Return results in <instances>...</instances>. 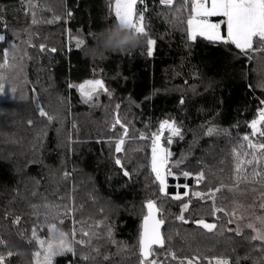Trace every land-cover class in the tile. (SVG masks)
I'll return each mask as SVG.
<instances>
[{
	"label": "trees",
	"instance_id": "obj_1",
	"mask_svg": "<svg viewBox=\"0 0 264 264\" xmlns=\"http://www.w3.org/2000/svg\"><path fill=\"white\" fill-rule=\"evenodd\" d=\"M113 3L0 0V9L8 13L0 64L9 65L0 68L6 87L0 93V241L5 242L0 244V254L5 255V264H34L32 253L39 246L32 239V229L41 239H51L45 219L63 205L77 209L58 223L69 240L73 227L76 240L82 238L81 227H91L97 238L87 247L73 242L75 254L57 256L54 264H137L138 233L149 199L161 209L158 218L164 219L165 245L155 249L163 264H180L192 256L199 257V264L217 256L226 257L230 264H264L262 242L250 239L255 235L252 229L237 235L238 224L225 214L233 210L235 198L239 201L237 194L244 184L264 185L249 181L240 183L236 192L228 191L236 176L233 149L246 144L242 138L251 133L247 124L264 108L260 103L264 52L250 53L249 59L233 45L203 38L188 41L186 23L175 18L173 9L180 7L176 0L173 8L160 0L144 4L138 0V11L147 7L148 37L156 40L153 55L146 54L148 37H141V45L133 50L100 55L93 51L91 33L115 23ZM188 9L185 18L190 4ZM11 11L15 17H10ZM71 37H82L85 44L77 47ZM53 48L56 51H50ZM88 79H102L111 95L101 92L95 104L84 102L69 84ZM117 104L119 117L128 127L121 153H115L114 143H109L123 131L119 125L112 130ZM40 109L52 119L41 116ZM164 119L175 120L182 134L173 137L171 145L164 141L173 153L171 160H182L172 168L179 178H168L167 196L159 192L150 170V140L138 138L142 133L150 135ZM210 128L216 130L211 135ZM253 140L264 142L261 137ZM117 156L123 168L115 164ZM246 168L250 173L251 166ZM185 171L191 173L189 178L182 175ZM201 172L205 179L197 184L195 176ZM222 185L226 187L215 194V201L192 195ZM186 191L183 199H172ZM185 203L188 210L181 213ZM214 207L225 211L214 212ZM181 214L187 223L177 218ZM16 217L19 224L14 223ZM199 220L217 227L209 232L196 223ZM199 233L209 236L208 243L200 240ZM54 235L62 239L60 232ZM168 252L178 259H171ZM86 254L94 259L84 260Z\"/></svg>",
	"mask_w": 264,
	"mask_h": 264
},
{
	"label": "snow or ice",
	"instance_id": "obj_2",
	"mask_svg": "<svg viewBox=\"0 0 264 264\" xmlns=\"http://www.w3.org/2000/svg\"><path fill=\"white\" fill-rule=\"evenodd\" d=\"M145 0H139V3L144 4ZM31 3V0H29ZM138 0H114V3L110 5L111 11L114 12L115 23L122 26H126L140 37H148V32L145 24V11L147 7L137 10ZM176 3L180 4V7L174 8L173 11L177 14L175 18L180 23H186V36L188 41L195 42L197 38H203L209 42H218L226 45H233L241 53H244L249 59H252L250 53L264 52V0H176ZM161 5H165L169 8H173L174 0H160ZM190 4V12L185 18L183 12L189 11L188 5ZM70 16L71 13H68ZM218 17L219 20L214 21L212 18ZM56 19H59L57 17ZM51 23L52 21H48ZM33 23H37L35 19V13H33ZM109 26H106L107 28ZM104 28V29H105ZM223 29V31H222ZM101 31V30H100ZM99 32V31H98ZM91 33V39H96V33ZM75 40L77 47H82L85 44V40L82 37H71ZM4 37L0 36V41H3ZM156 45V40L147 38V52L148 56L153 55V51ZM41 51H44V46L41 45ZM50 51H56V49H50ZM9 67L7 61L5 64H0V68ZM5 77L0 75V93L6 91L5 84L3 83ZM69 87H76L80 93L82 99L86 103L93 101L94 97H98L100 92L107 93L109 96L111 93L106 88L102 79H88L83 83L69 84ZM15 91V89H13ZM183 103V100L180 101ZM260 103L264 105V100ZM120 105H116L117 113L114 117L112 124V130L115 131L116 125H119L123 130L117 138L110 140L109 143H114L115 153H121L124 151V145L128 138V127L121 121L118 110ZM41 116H47L49 120L51 116L43 110H39ZM247 127L251 129L250 134L243 136V141L246 144L240 145V149H233V156L236 160L235 167V183L232 187H228V191L236 192L239 190L240 183L252 182L264 184V168L257 170V166L264 164V142H255L253 137L264 138V108H259L256 112L255 118H253ZM209 135L213 134L215 129H209ZM167 133V136H165ZM173 137L182 138L181 128L177 125L175 120L164 119L159 122L156 130L152 131L150 135L140 134L138 137L140 140H150L151 159L150 170L154 175V182L158 185V190L165 196L168 195V177L178 179L179 177L172 171V168H178L182 160L172 161L171 157L173 153L168 147L165 146L164 141L168 145L173 143ZM250 149L251 151H245L244 149ZM250 157V158H248ZM115 164L123 168L122 161L119 156L115 158ZM246 166H251V172L247 171ZM65 177L69 174L65 173ZM125 176H130L128 171H124ZM185 178H189L191 173L185 171L182 173ZM205 179L203 172L195 176L197 184ZM175 187L180 188L181 185L177 184ZM185 189L188 185H183ZM223 187H217L210 189L208 193L194 192L193 196L203 198L208 196L209 199L215 201V194L220 192ZM188 192H184L181 195L179 192L172 196V199L181 200L183 196H187ZM144 207L147 212L143 216L142 223L140 225V231L137 239V264H162L156 256V248H163L165 245V237L161 232V227L164 224L162 217L158 218V214L161 209L157 206L156 202L152 199L146 201ZM188 203L181 206V213L188 210ZM264 207V204L261 205ZM62 208V210H61ZM77 209L72 205L56 206L54 214L51 215V219L46 217L45 224L48 227L49 233L53 234L51 239H41L37 234V229H32V239L39 246L32 253V261L34 264H54L57 256L64 255L65 253L75 254L73 242L82 246H90L92 240L96 237L91 227L79 229L81 239L76 240L77 229L73 227L71 231L72 239L69 240V234L62 232L58 226L64 221L62 217L70 216ZM213 211H225L223 208H213ZM231 215L233 218L236 216V212L225 213ZM184 223L188 221L181 214L177 217ZM243 218V215H241ZM232 223L233 220L228 221ZM14 223L19 224L20 218L16 217ZM76 222L74 221V224ZM196 223L206 229L207 231H213L217 226L216 224L206 223L203 220L196 221ZM247 227L252 229L256 234L251 236V240L261 241V254L264 255V216L256 217L254 222L247 224ZM60 232L62 239H55V233ZM236 234L240 235V229H236ZM112 234L109 230L108 238L111 240ZM115 243L114 240L111 241ZM0 244H4L0 241ZM92 251H95L99 255V249L93 247ZM12 252L8 251L7 256H11ZM168 256L171 259H178L175 253L168 252ZM84 260L94 259L90 254H86L82 257ZM108 259V257H104ZM0 264H5V255L0 254ZM180 264H199V257L192 256L191 258H185L180 260ZM208 264H230L226 257H211L208 259Z\"/></svg>",
	"mask_w": 264,
	"mask_h": 264
},
{
	"label": "rangeland",
	"instance_id": "obj_3",
	"mask_svg": "<svg viewBox=\"0 0 264 264\" xmlns=\"http://www.w3.org/2000/svg\"><path fill=\"white\" fill-rule=\"evenodd\" d=\"M14 12L15 11L10 12V17H15ZM7 15L8 13H6L3 9H0V36H3L4 38L5 36L2 32V29L6 25ZM100 99L101 92L98 97L93 98V101L90 102V104H95ZM237 197L239 198V201L235 198L234 204H232L233 210H231V212H236V216L234 218L231 216V218L234 220V222H236V224H238L237 229L239 228L241 231L248 228L247 224L254 222L256 217L264 216V207H261V205L264 204V185L251 186L244 184V188L239 192V194H237ZM241 215H243V218H241ZM206 233L207 232H205V234ZM199 236L201 241L208 243L209 236H204L202 233H199ZM3 245H5V242Z\"/></svg>",
	"mask_w": 264,
	"mask_h": 264
},
{
	"label": "clouds",
	"instance_id": "obj_4",
	"mask_svg": "<svg viewBox=\"0 0 264 264\" xmlns=\"http://www.w3.org/2000/svg\"><path fill=\"white\" fill-rule=\"evenodd\" d=\"M142 38L126 26L113 24L96 33L93 51L103 55L106 53H122L140 46Z\"/></svg>",
	"mask_w": 264,
	"mask_h": 264
},
{
	"label": "crops",
	"instance_id": "obj_5",
	"mask_svg": "<svg viewBox=\"0 0 264 264\" xmlns=\"http://www.w3.org/2000/svg\"><path fill=\"white\" fill-rule=\"evenodd\" d=\"M214 21H216V20H219L220 18H218V17H213L212 18ZM238 50V49H237Z\"/></svg>",
	"mask_w": 264,
	"mask_h": 264
}]
</instances>
